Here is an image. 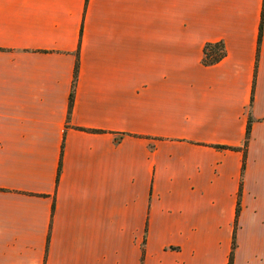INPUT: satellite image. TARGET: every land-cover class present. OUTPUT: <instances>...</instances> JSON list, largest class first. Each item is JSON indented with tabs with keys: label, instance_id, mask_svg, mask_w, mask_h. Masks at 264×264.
<instances>
[{
	"label": "crops",
	"instance_id": "crops-1",
	"mask_svg": "<svg viewBox=\"0 0 264 264\" xmlns=\"http://www.w3.org/2000/svg\"><path fill=\"white\" fill-rule=\"evenodd\" d=\"M234 233L264 264V0H0V264H229Z\"/></svg>",
	"mask_w": 264,
	"mask_h": 264
},
{
	"label": "trees",
	"instance_id": "trees-1",
	"mask_svg": "<svg viewBox=\"0 0 264 264\" xmlns=\"http://www.w3.org/2000/svg\"><path fill=\"white\" fill-rule=\"evenodd\" d=\"M262 30H263V22L261 23V27H260L259 46L261 44V39H262ZM225 55H226V49H225V45L223 42L208 43L205 45V48H204L203 61L205 64L211 65V64H214V63H217L218 61H220ZM78 70H79V62L76 63L74 79H73V84H72V89H71V94H70V111H71V108L73 105V98H74L76 83H77V78H78ZM252 122H253V117H252L251 111H250L249 120H248V124H247L246 137H245L244 146H243V150H244L243 170L245 168V160H246L245 157L247 154V146H248L250 135H251ZM60 170H61V166H60ZM241 193H242V182H241L239 195H238V202H237V218L239 216L240 209H241V202H240L241 201V199H240ZM235 247H236V240H235V233H234L233 246H232L229 264H232Z\"/></svg>",
	"mask_w": 264,
	"mask_h": 264
},
{
	"label": "rangeland",
	"instance_id": "rangeland-1",
	"mask_svg": "<svg viewBox=\"0 0 264 264\" xmlns=\"http://www.w3.org/2000/svg\"><path fill=\"white\" fill-rule=\"evenodd\" d=\"M245 159H247V154H246V157H245ZM245 163H246V160H245Z\"/></svg>",
	"mask_w": 264,
	"mask_h": 264
}]
</instances>
